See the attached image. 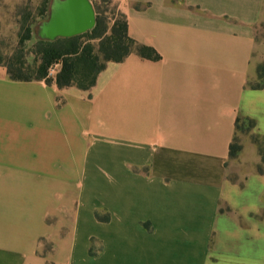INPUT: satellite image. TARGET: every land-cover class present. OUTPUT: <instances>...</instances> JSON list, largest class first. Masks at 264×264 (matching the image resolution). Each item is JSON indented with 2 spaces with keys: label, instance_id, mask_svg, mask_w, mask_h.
Instances as JSON below:
<instances>
[{
  "label": "crops",
  "instance_id": "0c3cea01",
  "mask_svg": "<svg viewBox=\"0 0 264 264\" xmlns=\"http://www.w3.org/2000/svg\"><path fill=\"white\" fill-rule=\"evenodd\" d=\"M112 1L158 60L108 62L89 92L0 68V264H264L254 143L228 176L236 119L264 137V0Z\"/></svg>",
  "mask_w": 264,
  "mask_h": 264
},
{
  "label": "trees",
  "instance_id": "16d2710c",
  "mask_svg": "<svg viewBox=\"0 0 264 264\" xmlns=\"http://www.w3.org/2000/svg\"><path fill=\"white\" fill-rule=\"evenodd\" d=\"M99 3H106L112 0H98ZM40 13L43 20H47L49 6L46 4ZM141 5H135V9H141ZM96 24L93 30L82 35L72 38H58L53 42L39 40L35 41V54L39 57V65L36 68V74L33 77L23 76L20 70L23 68V63H18V75H15L11 70H7L8 79L19 82L30 81H45L50 84L53 79L48 78V71L53 66H59V71L54 76V83L58 89L75 87L76 89L89 92L96 82L98 74L104 70L108 62H121L129 54H136L140 58L158 60L156 52L146 46L136 43L127 36V23L125 16L117 10L118 20H114L111 27H107L105 19L99 8L95 7ZM29 40V35L20 39L19 44ZM7 69V65H5ZM262 67H258V73L262 71ZM264 82L249 86L251 88H261ZM253 121L247 118H237L235 121V130L244 128L252 129ZM242 133V132H241ZM253 143L257 146L258 154L261 159V164L257 166V172H263L264 166V148L258 145L257 139L264 137L255 136ZM241 146L236 136L233 137L229 145V157L236 158L240 153Z\"/></svg>",
  "mask_w": 264,
  "mask_h": 264
},
{
  "label": "rangeland",
  "instance_id": "374dc122",
  "mask_svg": "<svg viewBox=\"0 0 264 264\" xmlns=\"http://www.w3.org/2000/svg\"><path fill=\"white\" fill-rule=\"evenodd\" d=\"M90 1L93 6L99 8L108 28L111 27L114 20H118L117 6L113 1L106 3H99L98 0ZM45 2L49 6L51 0H0V68L5 73L7 70H11L12 73L18 75V63H23L20 74L27 77H33L36 74L39 57L35 54L36 48L34 45L37 39L36 31L38 25L46 20H43L44 17L40 16ZM253 31V57L255 62L258 61V63L255 64L254 76L248 81V86H256L264 82V6L260 19L255 24ZM27 35H29V40L24 41L20 45V39ZM5 65H7V69ZM260 66L263 70L258 73V67ZM51 69L56 71L57 68L53 66ZM54 76L55 72L54 75L48 76V78L54 79ZM241 132L239 130L236 133V138L241 148L242 143L248 141L253 143L255 141L254 135L251 134L250 129H247V127ZM257 141L258 145L264 148V141L262 139H257ZM242 171H244L243 168L238 167L231 159L228 167V176L233 179L239 176ZM27 231V228L22 226V234H26ZM97 249L98 243L95 240H91L88 250L89 254H95Z\"/></svg>",
  "mask_w": 264,
  "mask_h": 264
},
{
  "label": "water",
  "instance_id": "95a60500",
  "mask_svg": "<svg viewBox=\"0 0 264 264\" xmlns=\"http://www.w3.org/2000/svg\"><path fill=\"white\" fill-rule=\"evenodd\" d=\"M96 13L90 0H51L47 20L38 25L39 40L53 42L72 38L94 29Z\"/></svg>",
  "mask_w": 264,
  "mask_h": 264
},
{
  "label": "built area",
  "instance_id": "2783aa9c",
  "mask_svg": "<svg viewBox=\"0 0 264 264\" xmlns=\"http://www.w3.org/2000/svg\"><path fill=\"white\" fill-rule=\"evenodd\" d=\"M52 75H54V69L50 68V70L48 71V76H52Z\"/></svg>",
  "mask_w": 264,
  "mask_h": 264
}]
</instances>
